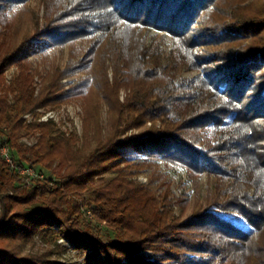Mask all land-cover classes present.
Segmentation results:
<instances>
[{"label": "trees", "instance_id": "16d2710c", "mask_svg": "<svg viewBox=\"0 0 264 264\" xmlns=\"http://www.w3.org/2000/svg\"><path fill=\"white\" fill-rule=\"evenodd\" d=\"M32 1L0 0V148H11L18 169L40 168L22 175L0 154V264H264V0H36L42 15ZM146 29L167 34L171 48L147 43ZM63 45L65 65L36 90L29 57ZM11 66L17 72L6 85ZM76 74L66 89L62 81ZM81 97H90L84 136L93 132L94 146L78 147L37 113ZM98 100L109 112L105 136ZM148 123L145 137L124 136ZM207 127L219 131L205 147ZM32 136L33 145L21 142ZM129 144L144 160L123 157L119 148ZM159 162L207 179L185 220L169 187L156 196L131 180L132 169ZM40 232L84 259L21 254L18 245Z\"/></svg>", "mask_w": 264, "mask_h": 264}, {"label": "rangeland", "instance_id": "374dc122", "mask_svg": "<svg viewBox=\"0 0 264 264\" xmlns=\"http://www.w3.org/2000/svg\"><path fill=\"white\" fill-rule=\"evenodd\" d=\"M31 6L39 8L40 15H42V8L38 1L33 0ZM15 12L16 10H13L8 13L9 20L13 18ZM24 26H26V22L21 24L22 28ZM144 34L147 43L153 39H157L167 50H169L172 46L171 38L164 32L146 29ZM6 42L11 43L10 37L7 38ZM82 44L83 43H80L79 45ZM67 58L68 48L64 45L49 48L43 54H35L29 57L28 61L31 69L37 72L34 77V86L36 87V90L40 87L43 77H45L48 73H51L54 68L63 67ZM16 68V66H11L5 70L4 78L6 85L11 83L15 73L17 72ZM109 75H111V72H109ZM194 75L195 74L193 72L185 74L187 77H192ZM81 77V74H76L64 79L62 82L68 84L66 87V89H68L71 83L78 81ZM119 93L120 99L123 100L126 92L122 90ZM89 98L90 97H81L63 103L59 107L39 109L37 110L39 120L48 121L51 119L56 125L57 134H59V136L62 134H65L66 136H74V138L78 141V147H80L83 142L85 143V141L87 142V140L89 141L93 139L92 136L94 135L92 132L84 136V123L88 116L86 107L90 104ZM97 106L99 107V123L103 133L102 135L105 136V134L109 131V112L106 105L102 101L98 100ZM24 118L29 122L31 121L32 116L27 114ZM149 125L150 123L141 128L131 129L129 132L127 131L124 136H135L136 138L141 139L145 137ZM218 131L219 128L214 127H207L204 129L201 133L203 141L202 145L205 147L208 146L217 136ZM91 141L92 146H94L93 140ZM21 142L27 146H31L36 142V136H32V138L24 137ZM119 152L129 163H134L137 160H144L145 158L143 155L138 154L134 150L132 144H129L126 147H120ZM35 168H33L35 172L40 169L38 167ZM131 171L134 172V175L131 176V180L138 184L149 186L156 196L162 194L169 187V198L173 201L174 213L177 216H180L182 220H185L187 217L189 218L192 215L193 210L197 204L202 201L203 196L207 192L208 182L204 175L190 178L184 169L177 166H169L159 162L152 167H144L140 169L135 168ZM38 173H40L44 178L52 177V174L46 169H41ZM113 177H115L114 172L105 174L103 179L95 181V183L89 187L88 191L84 193L83 196H85L86 199L95 196L98 189ZM219 215L231 221L240 229L248 230L250 228V226L241 217L235 214L220 213ZM52 229L58 232V227L55 226ZM52 239L53 236H50L49 234H44V232L37 233L33 236L30 242L18 245V251L21 254H41L46 250H52V258L54 259H59L62 262L68 261L71 263L82 262L85 257V253H81L80 251L73 249L72 245L60 236L56 241L58 246L53 244ZM145 253L148 254L150 251H145Z\"/></svg>", "mask_w": 264, "mask_h": 264}, {"label": "built area", "instance_id": "2783aa9c", "mask_svg": "<svg viewBox=\"0 0 264 264\" xmlns=\"http://www.w3.org/2000/svg\"><path fill=\"white\" fill-rule=\"evenodd\" d=\"M0 154L5 161L10 163L11 169H18L16 163L13 161L11 148H9L8 146H5V145L2 146L0 148ZM18 171L22 175H28V176L36 175L34 169L32 167H29V166L19 168ZM26 182L28 183V179H26L25 183Z\"/></svg>", "mask_w": 264, "mask_h": 264}]
</instances>
